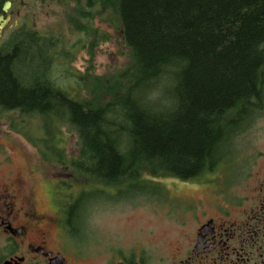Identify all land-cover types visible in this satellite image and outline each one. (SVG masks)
Returning a JSON list of instances; mask_svg holds the SVG:
<instances>
[{
  "label": "trees",
  "instance_id": "trees-1",
  "mask_svg": "<svg viewBox=\"0 0 264 264\" xmlns=\"http://www.w3.org/2000/svg\"><path fill=\"white\" fill-rule=\"evenodd\" d=\"M74 1L66 19L89 48L108 39L95 28L100 19L129 50L130 64L108 77L72 75L89 99L19 81L12 57L0 58V106L40 117V151L64 152L58 133L73 132L74 178L100 186L79 192L69 222L108 189L157 185L144 173L187 182L237 159L236 139L264 102V0ZM20 52V73H40L41 44L23 40Z\"/></svg>",
  "mask_w": 264,
  "mask_h": 264
},
{
  "label": "flooded vegetation",
  "instance_id": "flooded-vegetation-1",
  "mask_svg": "<svg viewBox=\"0 0 264 264\" xmlns=\"http://www.w3.org/2000/svg\"><path fill=\"white\" fill-rule=\"evenodd\" d=\"M6 1L10 6L4 11ZM16 1L5 0L0 6L5 22L0 29V58L12 57L19 81L55 84L52 67L58 71L64 65L62 34H56L55 41L36 30L30 6L36 0ZM48 1L64 8L62 16L70 14L67 8L75 5L74 0ZM27 39L40 43L45 57L40 59L42 70L37 76L21 74L15 63ZM260 114L264 121V102ZM43 131L38 115L0 106V264H86L81 261L88 257L86 252L66 244L81 232V207L68 221L69 208L80 191L69 194L72 185L67 181L76 182L75 170L66 165L65 153L40 151ZM61 131L58 138L63 150ZM19 139L33 142L36 152H22L13 142ZM12 146L20 151L19 156L8 153ZM258 148L248 169H236L241 158L237 157L207 175L180 183L184 187L178 191L186 197H168L176 226L169 242L128 253L113 249L105 264H264V141ZM154 193L165 197L164 192Z\"/></svg>",
  "mask_w": 264,
  "mask_h": 264
},
{
  "label": "rangeland",
  "instance_id": "rangeland-1",
  "mask_svg": "<svg viewBox=\"0 0 264 264\" xmlns=\"http://www.w3.org/2000/svg\"><path fill=\"white\" fill-rule=\"evenodd\" d=\"M48 3V0L30 1V6L34 14L33 24L37 31L55 41L56 34H62L64 65L58 71L56 66L52 67L55 85L62 90L68 89L69 94L75 99L86 98L87 93L80 89L72 75L91 74L101 78L108 77L130 64L129 50L124 44L121 31L109 28L100 19H95V28L100 34L104 33L109 37L107 42L102 41L96 47L89 48L84 35H80L76 29L70 27L66 19L68 15L62 16L61 11L64 8ZM27 120L32 121L30 118ZM29 124L34 128L32 122ZM61 129L63 139L61 146L67 165L72 160L71 157H76L78 154L77 139L73 132L64 127ZM263 141L264 121L261 119V114H256L254 122L236 139V152L238 157H241L238 158L236 169L249 168L252 155L260 145L262 148ZM13 142L19 144L24 153L36 152L33 142L26 143L20 139ZM10 151H13L15 156H19L20 151L15 147H9L8 153ZM246 161L248 164L244 166ZM69 172L71 171L66 174ZM143 179L153 180L157 185L143 189L147 191L144 194H140V185L132 190L124 189L121 193L108 189L105 195L96 196L95 200L90 201L83 209L80 217V234L76 238L66 240L68 246L79 247L86 252L88 257L82 259V262L105 264L110 262L113 249L128 253L134 249H155L170 241L176 226L173 223L174 216L169 209L168 197L185 198V194L178 191V188L184 186H181V181L176 179L152 178L146 173L143 174ZM67 182L72 185L69 194L77 193L74 190H88L89 185L96 189L100 187L99 184L83 176L78 177L76 182ZM158 188L165 193V197L154 195V191Z\"/></svg>",
  "mask_w": 264,
  "mask_h": 264
},
{
  "label": "water",
  "instance_id": "water-1",
  "mask_svg": "<svg viewBox=\"0 0 264 264\" xmlns=\"http://www.w3.org/2000/svg\"><path fill=\"white\" fill-rule=\"evenodd\" d=\"M10 6V3L8 1L5 2L3 8H4V11ZM0 22H1V25H0V29H2V27L4 26L5 22H3V18L0 17Z\"/></svg>",
  "mask_w": 264,
  "mask_h": 264
}]
</instances>
